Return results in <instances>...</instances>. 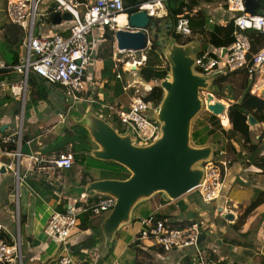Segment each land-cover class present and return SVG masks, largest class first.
I'll use <instances>...</instances> for the list:
<instances>
[{
    "label": "built area",
    "instance_id": "1",
    "mask_svg": "<svg viewBox=\"0 0 264 264\" xmlns=\"http://www.w3.org/2000/svg\"><path fill=\"white\" fill-rule=\"evenodd\" d=\"M164 1L153 0L141 4L137 9L147 11L154 18L163 19L165 15L153 14L149 7L164 6ZM40 3H51L46 9V17L49 20L52 19L55 11L60 12V14L69 13L71 20L61 21L56 26L67 28L66 36L59 32L44 36L35 35ZM244 3L245 0H221V4L231 16L230 22L233 25L232 44L221 56H213L209 52L199 53L195 62L197 72L204 75L225 76L244 69L250 76L255 70H258L264 81V46L248 59L251 40L246 35L248 30H254L264 35V16L250 15L246 12ZM51 7H55V10L50 11ZM126 11L123 0H6L5 13L8 21L18 26L25 36L16 65L6 64L0 58V72L13 71L21 75L18 83L10 85V96L18 101L19 111L25 108L30 73L35 74L47 84L61 87L71 102L70 109L78 102H89L84 98V91L88 84H92L93 77L91 73H89L91 76L87 74V68L91 66V58L95 57L96 50L88 38L96 30L101 33L100 38H103L105 29L112 32L113 36L118 30H128ZM121 17L125 18L124 23L119 22ZM219 24L225 26L223 21ZM173 28L174 33L181 38H189L192 35L187 15L178 16ZM116 56L115 53V63L119 62L116 60ZM144 62L145 56L141 55L139 60H132V65L141 66ZM116 79L122 81L121 75L116 74ZM0 87H3V84ZM129 87V84L123 86V91L128 90ZM263 91L264 88L255 89L252 94L264 100ZM206 100L207 95L204 104H206ZM216 101L218 100L213 98L211 103ZM153 107L144 102L141 95L135 92L130 97L125 110L107 106L108 112L105 120L108 118L111 120L115 117L119 123L120 133L130 132L134 145H149L157 138L160 130L159 123L151 120L150 117ZM99 117L103 118L102 115ZM1 125L2 123H0V168L5 169V174L9 172L16 183L17 191L12 197V200L16 198V201L13 200L14 204L15 202L18 204L19 201L18 186L27 175L40 174L45 176L46 181L49 182L55 178L54 176L58 171H67L73 167L74 155L71 146L51 155H42L38 152L24 155L21 152V129L14 134H5L1 130ZM223 128L226 127L223 126ZM10 145H14L15 148L9 150ZM4 155L11 156L14 162L11 164L3 163L2 157ZM226 156L225 147L220 146L215 151L212 161L203 165L204 177L201 184L191 191L198 194L201 203L204 205L222 199L225 178L229 168V161ZM21 168L24 171L23 175ZM85 201L86 199L84 204H87ZM114 204V199L110 197H98L90 205L77 206L73 204L64 213L51 212L47 236L59 248L57 264H78L71 256L69 243L73 231L79 225L78 216L80 214H90L92 217L104 215L113 208ZM221 209V214H225L226 207L221 206ZM138 226L139 232L135 235L134 242H142L149 247H156L166 254L174 251L186 252L193 264H227L208 254L202 248L204 232L200 223H184L179 227L171 223L169 219H158L155 214H150L148 217L140 219ZM6 233L5 227L0 224V234ZM0 264H22L21 241L18 232L12 244L0 240ZM111 264L120 263L114 260Z\"/></svg>",
    "mask_w": 264,
    "mask_h": 264
},
{
    "label": "crops",
    "instance_id": "2",
    "mask_svg": "<svg viewBox=\"0 0 264 264\" xmlns=\"http://www.w3.org/2000/svg\"><path fill=\"white\" fill-rule=\"evenodd\" d=\"M4 1L6 2V0H3V2ZM162 8L163 11L158 9L156 13L164 15V7L162 6ZM166 16L167 10L165 8V18L160 19L164 20L162 22L164 25L168 23ZM191 16H194L192 19L194 25L192 24V26H194L195 29L203 25V22L206 20L208 23L216 22L217 24L223 21L225 26L231 23V16L227 13L220 0L201 1L193 10ZM46 19L48 22L39 23V28L35 31V35L44 36L55 32H59L63 36L67 35V28L56 27L57 25H53L48 17H46ZM5 23H10L7 17L6 21L0 23V58L6 64H9L11 59L2 48H6L3 40V31L1 30L2 24ZM166 35L176 42L175 34L171 35L170 33H166ZM100 36L101 33L96 30L93 31L88 38L90 39L89 42H91V44L93 43L92 45H94L96 52L102 43L103 38H100ZM192 41H198L200 45H202V39L199 37H196ZM224 44L225 39L218 36L212 44L207 46L206 51L213 56H221L229 48V46H225ZM20 52L19 50L17 53L18 57ZM122 67H124V71H135L131 69V64H126V66ZM114 74L116 75L119 73L116 72L113 73V75ZM121 77L122 81L116 79L115 82L104 85L101 84L97 87H92V84H88L84 91V98L89 102L82 101L80 103H84L88 106V104L90 105L107 98L108 106L125 110L129 104L130 97L133 93L138 92V89L133 87V85L137 83V78L135 73H133L131 77L135 80L133 82L126 80L130 87L128 90L123 91L121 85L125 79L122 75ZM20 79L21 75L13 71L0 72V85L3 84V87H0V111L9 108L11 113L10 118L0 119L3 128L2 132L5 134H14L17 132V123L15 119L19 116V103L10 96V85L18 83ZM156 84L157 82L150 83L148 87L151 88L152 85ZM47 85L53 86L50 84ZM149 88L145 89L149 90ZM254 88L256 90L264 88V81L260 74H258L256 84L253 86V89ZM52 89L55 90L56 88L54 87ZM52 89L47 88L45 85L42 90L44 94L41 93L42 98H37V94L33 93L30 89L28 79L27 95L34 101L38 100L41 104V108L44 109L45 112L42 115L44 123L38 126L37 131L40 132L37 135L31 137L28 135L27 131L26 134L21 133L22 138H24L23 142H21V152L24 155H29L33 152H38L42 155H51L64 150L65 147L69 145L71 146L70 143H65L64 145L66 146L64 148L63 146L58 148L60 145L54 146L56 136L52 132L57 128L55 125L63 123L67 124L69 127V129H64V133H69L71 127L80 123L79 117L78 115L69 113L70 107H66V103L61 101L58 95L49 92ZM100 90L105 91L103 96H100ZM254 90H251V92ZM93 93L94 97L96 95L97 98L93 99ZM98 98H101V100H98ZM231 103H233V101H230L228 106ZM56 110L57 112H55ZM53 111L55 116L51 119ZM72 117H75L76 120L72 119ZM32 122L34 121L32 120ZM226 128L227 134H222V139H219L220 144L217 143V146L218 144L221 145L224 143L225 147H231L228 148L229 150L225 148L230 160H228L229 168L225 178L222 199L209 205H204L202 203L199 204L201 201L198 196H196V198L186 199L181 203H174L175 201H173L162 204L159 201V199L162 200L161 197L156 195L148 201L150 202V209L152 210L151 214L169 219L173 224H184L189 222L200 223L204 232V242L201 245L202 248L205 249L208 254L219 258V260L224 263L264 264V206H260L257 211L245 216L248 207L255 199L256 190L264 188V162L258 165L256 163L251 164L248 161V148L255 144L258 145L257 151L260 154L259 156L264 159V123H258L254 127L248 126L244 135L236 133V135L230 136L229 133L232 128L229 120ZM238 135L241 136L240 138L242 140L237 138ZM239 140L241 142L240 148L242 151L239 150ZM11 146L13 145L9 147ZM90 147L93 149L92 145ZM3 158L7 159V162L4 161ZM11 160H13V158L8 155L2 157L3 163L11 164ZM82 172V168L74 170L73 167L70 171H58L54 176L55 178L49 182L46 181L45 176L40 174L27 175L24 179L28 181L27 187H25L21 193L19 192L20 204L23 207L20 213L18 212V208L16 213L12 202L4 203V200L2 201L1 195L12 190L13 184L9 182L13 177L11 174L4 175L5 173H0V224L5 227L7 233L4 235L9 239L11 244L17 232L19 233L22 264H57L59 248L55 242L50 240L47 236V227L51 212L56 211L57 206L61 204H63L64 212H66L73 204L77 206L90 205L98 198V196L87 197L83 193L80 196L78 195V189L81 188L79 183L82 179ZM4 177L7 178L6 182L9 181L5 189L3 188L2 181L5 179ZM95 180L100 179H91L88 180V182ZM43 181L51 184L56 183L58 186L64 188L62 192L51 191L43 185ZM85 199V203L87 204H84ZM201 205L206 207L201 208ZM221 206L226 207L225 214H221ZM45 213L48 215L47 218L44 217ZM224 215H231L233 221H226L223 218ZM218 220H220L219 222H221V224H218ZM78 223V227L73 231L69 239L71 256L78 264H111L114 260L120 263V260L123 258L126 262L125 264H193L192 259L186 252L174 251L166 254L156 247H149L142 242H134L135 235L139 232L138 222L135 224L131 222L119 230L114 239L115 245L113 246L112 257L106 261L105 257L107 252H102L104 239L101 238L98 228L100 220H92L90 226L86 229H82L80 220H78ZM240 225L241 227L239 228ZM121 232L122 234H120ZM93 240H95L97 244L92 248ZM83 244H86V249L82 247ZM89 246L90 248H88ZM125 257H127L129 261L126 260ZM186 258L191 259V263L183 262Z\"/></svg>",
    "mask_w": 264,
    "mask_h": 264
},
{
    "label": "water",
    "instance_id": "3",
    "mask_svg": "<svg viewBox=\"0 0 264 264\" xmlns=\"http://www.w3.org/2000/svg\"><path fill=\"white\" fill-rule=\"evenodd\" d=\"M244 6L250 15H263L259 1L245 0ZM49 10L53 11L55 7ZM127 14L129 29L118 30L113 36L115 52L143 53L155 43L166 63V74L159 83L163 91L162 99L153 107L150 116L160 125L157 138L149 145L136 146L132 143L130 132L120 133L105 119L91 114L84 103H76L69 111L78 115L80 125L88 134L93 147L89 156L116 164L128 173L123 180L100 179L90 181L84 187L83 194L87 197H110L115 201L109 212L92 217V220H100L98 228L104 239L102 252H107L106 255L110 246L115 245L114 239L119 230L132 222L133 212L138 205L156 195L165 203L173 202L201 184L203 165L212 161L217 144L194 146L191 142L192 122L203 109L219 118L226 115L229 108L219 101L211 103L218 94L213 86L217 75H204L195 70L196 57L201 51L198 41L181 45L168 37L166 33L171 34L173 29L169 19L164 25V20L155 19L145 10L137 9ZM69 20V13L55 11L51 23L59 25L61 21ZM202 91L207 95L206 104L201 97ZM72 119L76 120L75 117ZM247 124L253 127L258 123L248 116ZM4 172L5 169L1 167L0 173ZM42 183L51 191L62 192L64 188L56 183ZM223 218L233 221L231 215H224Z\"/></svg>",
    "mask_w": 264,
    "mask_h": 264
},
{
    "label": "trees",
    "instance_id": "4",
    "mask_svg": "<svg viewBox=\"0 0 264 264\" xmlns=\"http://www.w3.org/2000/svg\"><path fill=\"white\" fill-rule=\"evenodd\" d=\"M153 0H123L124 7H131L127 13H131L133 11H137V7H139L143 3H147ZM201 1H209V0H165L164 1V9L167 10V19L171 20L174 24L176 21V18L180 15H187L189 17L190 21V27L192 31V37L183 39L179 36H175V40L178 44L186 45L190 43L192 40H194L196 37H199L202 39V47L201 52H206V48L209 44H212L213 41L218 38H224L225 39V46H230L232 44L233 38H232V31H233V25L232 23L228 24L227 26H221L217 24L216 22H212L210 26L207 29V26L205 25L206 21H204L203 25L195 29L194 23L192 22V19L194 16H191L193 10L199 5ZM260 9L263 11L264 16V0H260ZM5 3V1H4ZM208 23V21H207ZM1 30L3 31V40L5 47H2L3 50L6 52L7 56L11 59L10 65H16L18 63V55L23 40H24V33L23 31L16 25H13L11 23L9 24H2ZM174 30L172 29L171 34L174 35ZM246 35L250 38V53L248 55V59L253 54H256L263 46H264V35L254 31V30H248L246 31ZM158 48L155 43L152 44L151 49L148 50L144 56L146 57L145 63L143 66H140L139 68H136L133 73H135L136 77L141 80L142 83L149 84L157 82L156 85H152L151 88L148 91H144L141 95L144 102L156 106L162 99L163 91L161 87L159 86L160 81L163 80L166 71H165V60L164 57H160L158 55ZM113 55H114V48H113V34L108 29H105L103 32V40L100 44L99 48L97 49L95 58L101 62L104 63L105 68L112 66L115 64L113 62ZM119 56V55H118ZM116 65V64H115ZM258 70H255L253 75L248 76L246 70H240L235 73H232L230 75L225 76H219L215 79L213 86L217 88L218 94H215L218 99H227L230 101H233L229 105V108L227 110V117L229 120V123L231 125L230 130V136L236 135V133H240L241 135H244L247 131L248 125V116H252L257 123H264V100L257 97L256 95L251 93V90L253 86L256 84V80L258 78ZM114 78L116 80V75L110 74L109 81ZM47 85V83L43 80H39L38 77L30 73L29 74V86L30 89L33 91V93L37 94V98H42V90L44 89V85ZM128 85L127 81L124 80L122 82V87ZM56 89H61V87L57 85H53ZM106 88V87H104ZM63 90V89H62ZM226 90L228 93H225ZM42 93V94H41ZM224 94H226L224 96ZM63 101L66 103V107H70L71 102L69 99H67L66 96H64ZM68 111V110H67ZM209 125H202L201 123L197 124L194 127V130L191 132V142L196 147H203L209 143L211 140L212 142L219 143L217 140L222 134L226 135L227 131L220 127V123L217 117L211 115L208 119ZM112 124L115 126L117 131H121L119 127L118 120H116L115 117L112 119ZM74 127H79V124H76ZM87 133V132H85ZM87 141L88 135L84 136ZM24 138H22L23 142ZM89 140V139H88ZM88 142V141H87ZM90 143V141H89ZM91 144V143H90ZM14 147L11 146L8 149L12 150ZM73 148V147H72ZM231 148L230 146L227 147ZM92 148L90 147L89 150H86L85 148L80 152L76 153L74 149L73 155H74V163L78 164L82 163V159L84 157H90L89 152ZM229 150V149H228ZM258 145H251L248 148L249 156L248 161L253 164H261L264 162V159L261 158L259 155ZM91 158V157H90ZM110 168L107 170L109 173V176L104 179H119L123 180L128 177V173L125 169L122 167L110 163ZM87 168V167H86ZM88 169V168H87ZM70 171V170H68ZM88 180H91V176L88 174V172L83 171L82 172V179L79 183V186L81 188L78 189V195L80 196L84 192V187L88 183ZM198 196V194H196ZM199 198V197H198ZM92 202L91 200H89ZM159 201L164 204L165 202L160 200ZM260 206H264V188L256 190L255 193V199L251 203V205L248 207L245 216L254 213L257 211V209ZM57 212H64L63 204L58 205L56 208ZM142 211H144L142 213ZM150 209V202H145L136 207V209L133 212L132 215V224L137 223L140 219L148 217L151 214ZM79 220L81 221L82 229H86L90 226L92 222V215L90 214H81L79 217ZM158 219L163 218L157 216ZM187 224H190L187 223ZM183 224H178L177 226L181 227ZM100 232V230H99ZM243 235V234H242ZM101 238H103L101 232H100ZM0 240H4L7 243L11 244L9 242V239L4 235L0 234ZM97 244L95 240H93L92 248ZM83 248H87L86 244L82 245ZM90 248V246L88 247ZM112 251L113 246H110L109 252L105 257V260H109L112 257ZM183 262L191 263V259L186 258Z\"/></svg>",
    "mask_w": 264,
    "mask_h": 264
},
{
    "label": "rangeland",
    "instance_id": "5",
    "mask_svg": "<svg viewBox=\"0 0 264 264\" xmlns=\"http://www.w3.org/2000/svg\"><path fill=\"white\" fill-rule=\"evenodd\" d=\"M38 6H39L40 9H39V16L37 18V23H36V26H35V31L38 30L39 23L48 22L47 19H46V15H47L46 9L50 5L48 3H40ZM4 12H5L4 2H3V0H0V23H3L4 21H6V17H5V13ZM204 20H206V19H204ZM205 25L207 26V29L210 26V24L207 23V20H206ZM191 39H193V37H191ZM89 41H90V39H89ZM201 47H202V45H201ZM147 51H145L143 54H145ZM0 52H1V48H0ZM140 55H141V53L132 54V53H129V52L128 53H124V54H119V56H116V60H118L119 62L115 63L116 65H118V64L119 65L118 66L113 65V67L109 66L107 68H105L103 62L97 60L95 57H92L91 58V66L87 68V74L89 76H91V74H92V77H93L92 78L93 79V81H92V85L93 86L92 87H97V86H100L101 84L104 85V84H107V83H110V82H115L116 80L114 78H112L111 81H109L108 79L110 77V74H113V73H116V72H118L119 74L121 73V75L123 76V78L125 80L133 82L135 80L133 77H131L133 75V72H131L130 70L124 71L123 70L124 67H122V66H126V64H131L132 65V60L133 59L134 60H139L140 59ZM158 55L160 57H162V53H161L160 50H158ZM120 64H121V66H120ZM139 67L140 66H138V65L135 66V68H139ZM166 70H167V68H165V71ZM89 73H91V74H89ZM136 81H137V83L135 85H133V87L138 89V92H137L138 94L142 95L144 91H148V90L145 89V88H147V89L149 88L148 84L145 85L144 83L141 82V80L139 78H137ZM46 87L49 88V89L54 88V86H49V85H46ZM252 90H254V89L252 88ZM49 92H52V93L58 95V97L61 99V101H63L65 94H64V91L62 90V88L61 89H55V90L52 89ZM225 93H228V91L226 90ZM99 94H100V96H103L105 94V91L100 90ZM225 95L226 94H224V96ZM92 97H93V99L97 98L96 95L94 97V93L92 94ZM201 97H202L203 100H205V98H206V92L205 91L201 92ZM214 98L216 100L220 101L221 103H224L225 106H228V104L230 103V101H228L227 99H218L217 96H214ZM98 100H101V98H98ZM25 105L26 106H25V108H23V110L20 109V113H19L18 118L15 119V121L17 123V132H19V129H21V132L23 134H26L28 132V135L33 137V136L37 135L40 132V131H37V128H38L39 125L44 123V121L42 120V115H43V113L45 111H44V109L41 108V104L38 102V100H36V101L32 100L29 95H27V99H26ZM107 106H108V99L104 98L103 100L97 101L96 103H92L90 105L88 104L87 107L89 108V111H90L91 114H94L96 116L102 115V117L105 119V118H107L106 116H107V112H108L107 109H106ZM10 116H11V113H10V109L9 108H6L5 110L0 111V119H5V118L8 119V118H10ZM53 116H55L54 115V111H53V114L51 115V117H52L51 119H53ZM210 116H211V114L208 113L206 111V109H203L197 115V117L193 120L191 129L194 130V127L197 124H199V123H201L202 125H208V123H209L208 119H209ZM32 120L34 122H32ZM218 120H219V123H220V127L223 128V125L221 124L222 123L221 122V117L218 118ZM106 121L114 129L117 128L116 125H115L116 126V128H115V126L112 124V119L110 120L108 118V119H106ZM12 123H13V120H12ZM259 124H262V123H259ZM56 126H57L56 130L52 132L56 136L55 143H54L55 145L54 146L60 145V147H58V148H61L62 146L64 148L66 146V145H64L65 143H70L71 147H73L72 149H74L77 154L80 153L84 148L86 150L90 149L91 144L89 143V140H88L89 138L87 139L88 142L85 141L86 139L84 138V136H87L88 134L85 133L86 130L80 125V123H79V127H71L70 128V132L67 133V134L64 133V131H65L64 129H66V128L69 129L67 124L61 123V124L55 125V127ZM9 131H10V129H9ZM240 137L241 136L238 135L237 138L242 140ZM219 139H222V137L220 136L217 139L219 141V144H220V140ZM240 140H239V142H240ZM210 144H217V143L212 142L210 140L209 143H207V145H210ZM219 144L217 146V149L220 146H224L225 147L224 143L221 144V145H219ZM240 144H241V142L239 143V150H241ZM225 148H227V147H225ZM226 158H227V160H230V158L228 156H226ZM3 160L7 162V159L3 158ZM11 161H12V163L14 162V160H11ZM82 161L83 162L79 163V165L74 163L73 169L76 170L78 168H80V169L82 168L83 171L88 172V174L91 176V179H96V178L104 179V178H107L109 176V173L107 172V170L111 167L109 162L98 161V160L92 159V158L87 157V156L84 157L82 159ZM7 174H9V172H7L4 175H7ZM21 174L22 175L24 174L23 168H21ZM6 179L7 178L2 180L4 189L6 188L7 183L9 182V181L6 182ZM27 182L28 181H25V180L21 181L20 185L18 186V194L19 195L23 191V189L25 187H27ZM9 183L13 184L12 185V190L11 191H7L6 193H4V195L3 194L1 195V199H2V201L4 200L3 201L4 203L5 202H12L13 203V200L16 201V198H13V200L11 198V197H13L14 192L16 194V191H17L16 183H15L13 178L11 179V181ZM191 198H196V193L194 191L182 196L181 198H179L174 203H181L182 201H184L186 199H191ZM200 203L201 202H199V204ZM204 207H206V206L201 205V208H204ZM17 208H18V212L20 213V211L23 208L22 205L20 204V199L18 201V204H16V202L14 204V210L17 211ZM143 212L144 211H142V213ZM44 217L47 218L48 215L45 213ZM217 219H220V218H217ZM219 221L220 220H218V222ZM218 224H221V222H219ZM175 225H177V224H175ZM240 227H241V225L239 226V228ZM120 234H122V232ZM244 239H246V238H244ZM125 259L128 260L127 257H125ZM125 263L126 262H125L124 258L120 260V264H125Z\"/></svg>",
    "mask_w": 264,
    "mask_h": 264
},
{
    "label": "bare ground",
    "instance_id": "6",
    "mask_svg": "<svg viewBox=\"0 0 264 264\" xmlns=\"http://www.w3.org/2000/svg\"><path fill=\"white\" fill-rule=\"evenodd\" d=\"M149 9H151L152 10V13L154 14V13H156V11H158V9L160 10V11H163V8H162V6L161 5H155V6H153V7H149ZM164 15H165V9H164ZM164 15H160V16H164ZM119 22L120 23H124L125 22V18L124 17H121L120 19H119ZM146 60V59H145ZM137 64H133V65H131V67H135ZM221 122H222V125L224 126V127H227V125H228V120H227V117H226V115H223V116H221Z\"/></svg>",
    "mask_w": 264,
    "mask_h": 264
},
{
    "label": "clouds",
    "instance_id": "7",
    "mask_svg": "<svg viewBox=\"0 0 264 264\" xmlns=\"http://www.w3.org/2000/svg\"><path fill=\"white\" fill-rule=\"evenodd\" d=\"M167 18V17H166ZM155 19H157V18H155ZM157 20H160V19H157ZM211 24V23H210ZM174 25V24H173ZM173 30H174V28H173ZM191 37H192V35H191ZM191 37H189V38H191ZM185 39H187V38H185ZM151 48H148L147 50H150ZM146 50V51H147ZM207 52V51H206ZM116 52H115V50H114V54H115ZM144 53V52H143ZM143 53H141V55H144ZM200 53H203V52H201L200 51ZM117 54V53H116ZM119 54H117V56H118ZM140 55V56H141ZM113 57H114V55H113ZM145 59H146V57H145ZM113 62L115 63V61L113 60ZM144 65V64H143ZM142 66V65H141ZM135 70V69H134ZM217 77H219V76H217ZM146 92V91H145ZM215 99V98H214ZM220 102V101H219ZM227 107V106H226ZM209 113V112H208ZM226 116H227V114H226ZM220 118V117H219ZM228 119V118H227ZM248 125V124H247ZM223 129H225L226 130V128H223Z\"/></svg>",
    "mask_w": 264,
    "mask_h": 264
},
{
    "label": "flooded vegetation",
    "instance_id": "8",
    "mask_svg": "<svg viewBox=\"0 0 264 264\" xmlns=\"http://www.w3.org/2000/svg\"><path fill=\"white\" fill-rule=\"evenodd\" d=\"M132 1H134V0H132ZM131 7H133V6H131ZM131 7H127L126 9H129V8H131ZM80 121V120H79Z\"/></svg>",
    "mask_w": 264,
    "mask_h": 264
}]
</instances>
